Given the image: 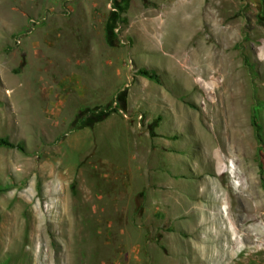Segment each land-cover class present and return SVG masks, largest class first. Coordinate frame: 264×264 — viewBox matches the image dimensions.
<instances>
[{"label": "rangeland", "instance_id": "374dc122", "mask_svg": "<svg viewBox=\"0 0 264 264\" xmlns=\"http://www.w3.org/2000/svg\"><path fill=\"white\" fill-rule=\"evenodd\" d=\"M110 1L0 0V137L26 148H0V264H221L198 250L217 187L226 264H256L237 189L264 229V0Z\"/></svg>", "mask_w": 264, "mask_h": 264}, {"label": "bare ground", "instance_id": "6f19581e", "mask_svg": "<svg viewBox=\"0 0 264 264\" xmlns=\"http://www.w3.org/2000/svg\"><path fill=\"white\" fill-rule=\"evenodd\" d=\"M230 97L233 99L232 96H230ZM230 97H228L229 98L228 102L225 103V104H227V106L229 108L234 107L233 106L234 103L237 102V101H233ZM224 99H225V97H224ZM224 99H222V100H224ZM232 101H233V103H232ZM222 103H223V101H222ZM235 107H236V105H235ZM230 109H231L230 110L231 113H230L228 119H226L227 120L226 125H225L226 127L224 129V133H222L225 136V139L224 138L223 139L226 141L225 146L228 149L235 150L236 152H239L240 154L243 155L246 153L247 147H248L247 146V142H248L247 139H249V138H247L248 134H246L247 132L245 133L244 129L241 128L243 124H241L239 121H237V119H236L237 117L234 118V115L232 114L233 108H230ZM240 120H241V118H240ZM221 121H222V119H221ZM242 129L244 132L242 131ZM212 146L213 145H211V147ZM209 149H210V146H209ZM209 149H207V150H209ZM210 156L214 157V160H213L214 164L216 163L219 167L218 173H220L219 171H223L221 168V159L218 156V153L216 151H213V153H211ZM210 156H209V158H210ZM205 157H206V155H205ZM222 174H223V172L220 173V175H222ZM209 181H211V180H209ZM207 183H208V181H207ZM206 188H207V186H206ZM212 188H214V187H212ZM231 190H232V188H231ZM237 190L241 192V196L242 195L244 196V193L246 194L244 197H240L241 198V206L243 207V212L241 211L242 213L239 215V217L244 218V220H247V228H246V230H244L247 234H246V236H245L246 238L244 240L249 241L250 243H253V244L256 242L262 243L261 241H263L262 238H264V229L262 228L261 223L258 222L259 212H260L259 206L258 205L255 206L252 203V201H254L257 197L255 198L254 193L252 194L250 192H247V190L245 191V189L242 188V185H240V187ZM204 193L209 194V196H210L209 203L211 204L210 208L214 209V211L211 212L210 214H207L206 211H204V214L202 215L203 223L205 225L207 223L210 224V227H209L210 230L209 231L207 230V233H208L207 237L200 240L198 250H200V252H203L204 255H207V253H212L213 259L217 260L218 263L226 264L228 261L235 259V255H236L235 251H236L237 245H239L238 231L236 229L235 222H233L231 220V218L228 217L229 219L226 220V218L224 216L220 217V216H222L220 214L223 212L222 206L224 205V203H226V202H224V194L222 193L220 188L217 187V188H214L210 191L205 190ZM239 202H240V200H239ZM257 239H259V240L255 241ZM247 249H248V247L246 246V248L242 249L240 254L243 253L244 251H247ZM254 254L259 255L258 260H256L257 258L255 259L256 264H263L262 261L264 260V252L262 250L254 251L253 253L249 254L250 263L252 262L251 260H253V258L255 257Z\"/></svg>", "mask_w": 264, "mask_h": 264}, {"label": "trees", "instance_id": "16d2710c", "mask_svg": "<svg viewBox=\"0 0 264 264\" xmlns=\"http://www.w3.org/2000/svg\"><path fill=\"white\" fill-rule=\"evenodd\" d=\"M120 1L121 0H116L118 9L121 8ZM246 63H247L248 66L250 65L249 62L246 61ZM138 73H139V75H141L142 77H144L146 79H149V80H152V81H155V82H160V76L158 75L156 70L147 69V68H140L138 70ZM253 124H254L255 128L257 129V133L259 135L258 126H257L255 120L253 121ZM0 148L18 149V150H20L22 152H25V149H26L23 142H20L18 144H14L7 137H0Z\"/></svg>", "mask_w": 264, "mask_h": 264}, {"label": "built area", "instance_id": "2783aa9c", "mask_svg": "<svg viewBox=\"0 0 264 264\" xmlns=\"http://www.w3.org/2000/svg\"><path fill=\"white\" fill-rule=\"evenodd\" d=\"M109 9L112 11V12H114V13H117L118 12V6H117V2H116V0H111L110 2H109ZM116 32H118V28H116ZM115 104H117V103H115ZM121 113L123 114V116L126 118V119H128L129 118V115L127 114V113H123V111H121ZM140 118H141V116H140Z\"/></svg>", "mask_w": 264, "mask_h": 264}]
</instances>
